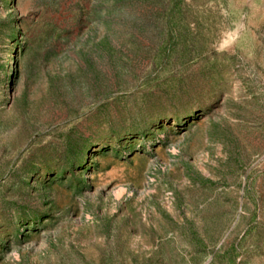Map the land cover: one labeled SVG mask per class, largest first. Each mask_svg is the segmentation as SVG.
Instances as JSON below:
<instances>
[{
  "label": "rangeland",
  "instance_id": "374dc122",
  "mask_svg": "<svg viewBox=\"0 0 264 264\" xmlns=\"http://www.w3.org/2000/svg\"><path fill=\"white\" fill-rule=\"evenodd\" d=\"M0 264H264V0H0Z\"/></svg>",
  "mask_w": 264,
  "mask_h": 264
}]
</instances>
